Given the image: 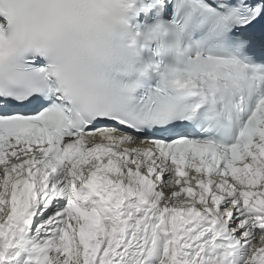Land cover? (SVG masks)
<instances>
[{"label":"snow or ice","instance_id":"snow-or-ice-1","mask_svg":"<svg viewBox=\"0 0 264 264\" xmlns=\"http://www.w3.org/2000/svg\"><path fill=\"white\" fill-rule=\"evenodd\" d=\"M0 264H264V0H0Z\"/></svg>","mask_w":264,"mask_h":264}]
</instances>
